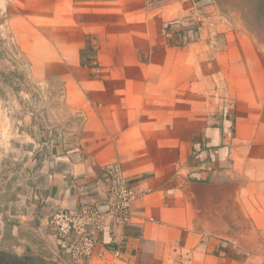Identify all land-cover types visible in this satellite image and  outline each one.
Listing matches in <instances>:
<instances>
[{"label":"crops","instance_id":"1","mask_svg":"<svg viewBox=\"0 0 264 264\" xmlns=\"http://www.w3.org/2000/svg\"><path fill=\"white\" fill-rule=\"evenodd\" d=\"M11 1L21 28L8 29L30 78L59 82L51 126L68 130L0 133V252L264 264V46L239 16L214 0ZM110 162L143 194L129 223L92 227L96 249L75 261L49 215L105 209Z\"/></svg>","mask_w":264,"mask_h":264},{"label":"rangeland","instance_id":"2","mask_svg":"<svg viewBox=\"0 0 264 264\" xmlns=\"http://www.w3.org/2000/svg\"><path fill=\"white\" fill-rule=\"evenodd\" d=\"M214 1L222 13L235 12L248 32L264 46V32L251 21L249 0ZM11 3V0H0V133L7 134L12 126L14 133H17V126L22 128V120H26L30 122L31 133L36 136L47 134L46 138H49L54 135L52 133L58 132L63 136V131L68 130L65 125L51 126L52 122H57L58 113H63V101L60 94L51 93L50 87L55 90L60 84L51 79L46 81L30 78L29 68L18 49L16 38L8 29V22L15 18V7ZM12 25L14 28H21L17 21H12ZM52 107L53 111L50 110ZM7 162H10L11 173L17 171L13 167V164L18 165L17 159L8 157ZM13 176L16 177V172ZM7 250L10 254L16 252L14 248Z\"/></svg>","mask_w":264,"mask_h":264},{"label":"built area","instance_id":"3","mask_svg":"<svg viewBox=\"0 0 264 264\" xmlns=\"http://www.w3.org/2000/svg\"><path fill=\"white\" fill-rule=\"evenodd\" d=\"M107 178L105 209L98 204L85 205L78 209H56L48 218V223L56 236L65 240L68 253L75 261L92 255L98 244L97 237L90 229L102 230L113 224L130 222L132 205L143 192L123 174L119 162L104 166Z\"/></svg>","mask_w":264,"mask_h":264},{"label":"trees","instance_id":"4","mask_svg":"<svg viewBox=\"0 0 264 264\" xmlns=\"http://www.w3.org/2000/svg\"><path fill=\"white\" fill-rule=\"evenodd\" d=\"M248 9L249 14H252V23L258 25L264 32V0H249ZM90 49L91 48L88 46L85 53L87 54Z\"/></svg>","mask_w":264,"mask_h":264},{"label":"flooded vegetation","instance_id":"5","mask_svg":"<svg viewBox=\"0 0 264 264\" xmlns=\"http://www.w3.org/2000/svg\"><path fill=\"white\" fill-rule=\"evenodd\" d=\"M0 264H47L42 263L34 258L18 257L10 253L0 252Z\"/></svg>","mask_w":264,"mask_h":264}]
</instances>
